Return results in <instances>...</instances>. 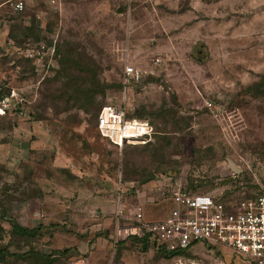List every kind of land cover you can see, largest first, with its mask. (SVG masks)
Here are the masks:
<instances>
[{"label": "rangeland", "instance_id": "1", "mask_svg": "<svg viewBox=\"0 0 264 264\" xmlns=\"http://www.w3.org/2000/svg\"><path fill=\"white\" fill-rule=\"evenodd\" d=\"M126 65L139 78L122 85ZM92 83L87 106L65 102L67 85ZM10 90L18 101L0 117V248L9 252L53 264H172L151 246L115 244L132 223L118 219L115 233L117 204L151 223L176 190L226 204L264 195V0H0V92ZM107 105L141 114L151 140L119 148L101 137L94 122ZM126 126L129 138L147 130ZM9 221L42 235L10 243ZM182 264L248 262L196 245Z\"/></svg>", "mask_w": 264, "mask_h": 264}, {"label": "built area", "instance_id": "2", "mask_svg": "<svg viewBox=\"0 0 264 264\" xmlns=\"http://www.w3.org/2000/svg\"><path fill=\"white\" fill-rule=\"evenodd\" d=\"M15 11L22 10V3L14 5ZM139 73L131 66H124L122 85L137 82ZM14 90L0 99V117L12 111L17 103ZM120 108L107 105L101 108L96 118V130L110 144L117 145L141 143L139 137L125 138L115 144L110 133L123 130L126 124ZM171 209L164 219L157 222L143 221L139 209L135 210L124 231L123 238L135 237L142 240L144 234L156 248L174 254L172 264H182V255L190 248L201 245L206 248L222 246L240 256L248 264H264V195H257L234 204H223L206 194H189L182 190L173 191L169 200ZM116 223L125 216L116 210ZM119 226L115 225V233ZM118 234V233H117ZM116 234V235H117Z\"/></svg>", "mask_w": 264, "mask_h": 264}, {"label": "trees", "instance_id": "3", "mask_svg": "<svg viewBox=\"0 0 264 264\" xmlns=\"http://www.w3.org/2000/svg\"><path fill=\"white\" fill-rule=\"evenodd\" d=\"M24 31L29 32L30 28H25ZM55 55L58 57V50H55ZM58 62L60 63V60H58ZM62 64V62L60 63V65ZM65 71V70H64ZM65 84H72L71 80H67V82ZM71 86H73V88H71ZM67 85L66 87L70 89L71 94H73V97L70 100H66L65 102H67L68 104H74V105H83V106H87L88 103H90L93 100L94 94H93V89L95 88L94 83L89 84V85H85V84H73V85ZM8 93L3 94L2 92H0V99L4 96H6ZM102 108V107H101ZM100 108V110H101ZM100 110L97 112L96 117H95V122L94 125H96V118L98 113L100 112ZM124 116V119L126 121H138V122H143V116L139 113H137V115L134 118H127ZM148 124V123H147ZM149 125V124H148ZM130 127V126H126L124 131H123V135L125 134V130ZM135 127V126H133ZM146 145V144H144ZM192 194V193H191ZM198 194V193H195ZM216 200V199H215ZM218 201V200H216ZM220 202V201H218ZM223 204H226L224 202H220ZM0 218L3 221H8V219L6 218V216L4 214H0ZM9 225H10V243L13 242H24V243H31L33 242V240L38 239L41 237L42 232H41V226H36V227H32V228H27V227H22L19 226L17 223H15L14 221H9ZM131 241L133 243H135L136 245L139 246V248L141 249L142 252L146 251L149 246L154 248V251L161 257L165 258V259H170L174 254H168L166 253L162 248H156L154 244H151L149 242V237L147 234H144L142 237V240H137L135 237H126L123 240H120L119 242H115V244L119 243L121 244L124 241ZM209 248V247H208ZM211 249V248H210ZM214 249V248H212ZM31 253H33L36 257L33 258L30 256L29 253H24V254H17V253H12L8 251V248L6 246L0 248V264H5L8 261H19L22 263H26V264H53V261L50 260L49 256H45L42 253H38L34 250H31ZM62 253H66V251H63ZM187 252H184L183 255H186Z\"/></svg>", "mask_w": 264, "mask_h": 264}, {"label": "crops", "instance_id": "4", "mask_svg": "<svg viewBox=\"0 0 264 264\" xmlns=\"http://www.w3.org/2000/svg\"><path fill=\"white\" fill-rule=\"evenodd\" d=\"M116 108V107H115ZM119 108V107H118ZM121 110V109H120ZM122 111V110H121ZM125 120V119H124ZM126 121V120H125ZM135 124H140V125H143L147 130L145 131V133L144 134H141V135H139V136H137V137H139V138H136L137 140H141V143H133V144H122L121 146H119V148L120 147H122V146H124V145H144V144H147L151 139H150V132H151V130H152V128L148 125V124H146V123H144V122H138V121H135V120H132ZM127 122H131V121H127ZM95 129H96V127H95ZM97 131V130H96ZM114 131V130H113ZM121 130H115L114 132H120ZM113 146H116V147H118L117 145H113ZM121 210V212L122 213H124V210H122L121 208H120V205H116V208H115V210H114V216H115V213H116V210ZM135 213V211H133V212H131V216H130V218L132 217V215ZM129 217H127V216H125V218H124V220L125 221H129L128 219H130ZM115 220H116V217H115ZM120 220V219H119ZM118 223H119V221H117V225H118ZM128 223V222H127ZM124 238H122L121 240H123ZM212 249V248H211ZM187 253H188V251H187ZM183 256L184 255H182V260H183Z\"/></svg>", "mask_w": 264, "mask_h": 264}, {"label": "bare ground", "instance_id": "5", "mask_svg": "<svg viewBox=\"0 0 264 264\" xmlns=\"http://www.w3.org/2000/svg\"><path fill=\"white\" fill-rule=\"evenodd\" d=\"M132 126H135V125H137V124H131ZM125 128V127H124ZM116 129H114V131H115ZM121 130V129H120ZM135 131V130H134ZM134 131L132 132V133H134ZM111 136V135H110ZM122 136H124L125 138H129L130 136H125V135H123V130H121V136H120V138H122ZM132 136V135H131ZM111 138H112V140L115 142V144H119V140H120V138H119V140H115L112 136H111Z\"/></svg>", "mask_w": 264, "mask_h": 264}]
</instances>
